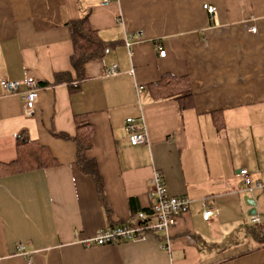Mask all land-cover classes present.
<instances>
[{
	"label": "crops",
	"instance_id": "0c3cea01",
	"mask_svg": "<svg viewBox=\"0 0 264 264\" xmlns=\"http://www.w3.org/2000/svg\"><path fill=\"white\" fill-rule=\"evenodd\" d=\"M85 15L116 43L70 93L45 81L73 72L69 22ZM165 73L188 77L191 106L153 97L147 86ZM25 78L38 84L30 117L21 111L25 86L10 93L0 84V162L16 157L20 135L58 164L0 176V264H264V244L247 230L264 208V0H0V81ZM75 114L93 127L87 156L106 204L77 169L73 141L55 134L74 135ZM128 117L149 144L130 143ZM154 169L169 195L190 200L188 211L166 232L84 246L107 225L152 215Z\"/></svg>",
	"mask_w": 264,
	"mask_h": 264
},
{
	"label": "trees",
	"instance_id": "16d2710c",
	"mask_svg": "<svg viewBox=\"0 0 264 264\" xmlns=\"http://www.w3.org/2000/svg\"><path fill=\"white\" fill-rule=\"evenodd\" d=\"M69 29L72 44L70 62L73 72H57L51 82H45L51 85L65 83L69 92L73 93L79 90L80 82L85 78V65L88 62L102 58L107 50L115 45L116 41H104L97 31L91 27L88 15L70 21ZM147 87L153 97L173 96L181 108L191 106V85L187 76H174L165 73L159 80L150 83ZM73 119L75 123L74 135L63 132L55 134L73 141L77 169L93 179L99 201L106 204L103 182L98 172L97 162L87 156V152L92 148L93 127L87 119V114H75ZM57 164V160L48 147L41 145L38 140H29L18 135L16 157L9 162H0V176L35 169H46ZM247 230L248 234L258 244H264V219L248 224Z\"/></svg>",
	"mask_w": 264,
	"mask_h": 264
},
{
	"label": "built area",
	"instance_id": "2783aa9c",
	"mask_svg": "<svg viewBox=\"0 0 264 264\" xmlns=\"http://www.w3.org/2000/svg\"><path fill=\"white\" fill-rule=\"evenodd\" d=\"M110 1L113 0H101L102 3H108ZM204 8H206L208 12H213L215 10V7L208 4H204ZM129 38L125 35L127 46L131 45ZM157 51L159 55L164 53V49L160 45H157ZM115 71L116 65L113 64L104 72V74H112ZM0 84L10 93L18 91L20 85L23 84L25 86V90L22 92V114L26 117L34 115L38 84L33 79L25 78L21 81L3 79L0 81ZM125 128L129 134V141L131 144H149L148 133L145 126L141 125L138 127L132 117H128L126 119ZM239 175L245 184L248 186L251 184V178L245 168L240 169ZM149 182L150 189L148 194L154 200L152 205V215L150 217L146 215H139L138 222L136 224L123 222L113 226L107 225L98 231L94 236L82 239L80 242L84 246H90L116 244L121 240L132 241L136 239H144L148 235H153L157 232H166L170 227L175 225L178 216L188 211L190 200L183 195H169L163 176L157 169L153 170ZM254 185L256 187L262 186L259 181H256ZM209 215L210 211L204 210L203 218L207 219ZM251 220L253 222H259V218L256 216H252ZM18 246L19 249L22 248L20 244Z\"/></svg>",
	"mask_w": 264,
	"mask_h": 264
},
{
	"label": "water",
	"instance_id": "95a60500",
	"mask_svg": "<svg viewBox=\"0 0 264 264\" xmlns=\"http://www.w3.org/2000/svg\"><path fill=\"white\" fill-rule=\"evenodd\" d=\"M244 201L245 203L250 206V209H249V214L253 215L255 214V202L253 201V199L249 198V197H244Z\"/></svg>",
	"mask_w": 264,
	"mask_h": 264
},
{
	"label": "rangeland",
	"instance_id": "374dc122",
	"mask_svg": "<svg viewBox=\"0 0 264 264\" xmlns=\"http://www.w3.org/2000/svg\"><path fill=\"white\" fill-rule=\"evenodd\" d=\"M261 218L264 219V208H262V215Z\"/></svg>",
	"mask_w": 264,
	"mask_h": 264
}]
</instances>
